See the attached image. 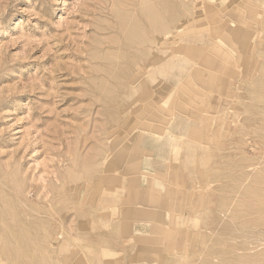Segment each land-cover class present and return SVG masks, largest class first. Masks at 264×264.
Listing matches in <instances>:
<instances>
[{"label": "rangeland", "instance_id": "rangeland-1", "mask_svg": "<svg viewBox=\"0 0 264 264\" xmlns=\"http://www.w3.org/2000/svg\"><path fill=\"white\" fill-rule=\"evenodd\" d=\"M0 264H264V0H0Z\"/></svg>", "mask_w": 264, "mask_h": 264}, {"label": "bare ground", "instance_id": "bare-ground-1", "mask_svg": "<svg viewBox=\"0 0 264 264\" xmlns=\"http://www.w3.org/2000/svg\"><path fill=\"white\" fill-rule=\"evenodd\" d=\"M159 121H160V120H159ZM151 127H153V126H151ZM154 128H155V126H154L152 129H154ZM150 129H151V128H150ZM158 131H159V130H158ZM138 156H139V155H138ZM138 156H136V157H138ZM136 157H135V158H136ZM135 158H133V159H135ZM133 159H132V160H133ZM137 159H138V158H137ZM142 160H143V159H142ZM130 161H131V160H130ZM134 161H135V160H134ZM131 162H132V161H131ZM138 165H139V164H138ZM150 211H151V210H150ZM145 213H146V212H145Z\"/></svg>", "mask_w": 264, "mask_h": 264}]
</instances>
